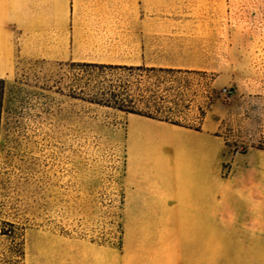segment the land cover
I'll return each instance as SVG.
<instances>
[{
  "label": "rangeland",
  "instance_id": "1",
  "mask_svg": "<svg viewBox=\"0 0 264 264\" xmlns=\"http://www.w3.org/2000/svg\"><path fill=\"white\" fill-rule=\"evenodd\" d=\"M140 4L125 1V28L138 32L126 33L125 47L140 38L146 48L150 43L147 62L186 61L214 73L198 83L213 99L203 105L198 98L203 118L193 115L192 123L224 137L232 153H264L258 149L264 146V0H157L156 23L142 17ZM149 26L150 35L140 34ZM36 37L17 36L8 57L0 35V78L7 84L0 216L120 250L128 114L71 96L67 30L59 37L60 61L52 57L57 47L50 43L42 53ZM9 247L0 237V264H9Z\"/></svg>",
  "mask_w": 264,
  "mask_h": 264
},
{
  "label": "crops",
  "instance_id": "2",
  "mask_svg": "<svg viewBox=\"0 0 264 264\" xmlns=\"http://www.w3.org/2000/svg\"><path fill=\"white\" fill-rule=\"evenodd\" d=\"M125 1L0 0L5 52L31 33L60 61L67 30L73 63L151 65L150 43L125 47L126 33H138L125 28ZM139 1L156 23L157 0ZM125 151L121 249L28 228L24 264H264V153H232L217 133L136 114L126 117Z\"/></svg>",
  "mask_w": 264,
  "mask_h": 264
},
{
  "label": "trees",
  "instance_id": "3",
  "mask_svg": "<svg viewBox=\"0 0 264 264\" xmlns=\"http://www.w3.org/2000/svg\"><path fill=\"white\" fill-rule=\"evenodd\" d=\"M70 70L74 77L69 88L71 96L77 100L197 131L202 128L197 126V121L192 123L191 116H199L194 117L196 120L203 118V105H210L213 99L209 87L203 91L197 88L200 80L214 78V73L197 69L186 61L153 62L148 66L72 63ZM6 97L7 84L0 78V139ZM198 98L203 105L197 104ZM258 149L264 151V146L259 145ZM123 196L122 185V215ZM0 222L4 224L0 237L10 243L9 264H24V238L28 227L14 220L3 221L1 216ZM47 231L71 235L54 228ZM123 234L122 225L121 247Z\"/></svg>",
  "mask_w": 264,
  "mask_h": 264
}]
</instances>
